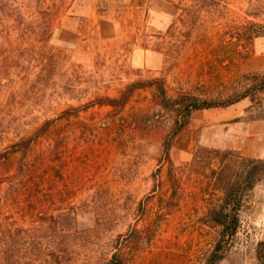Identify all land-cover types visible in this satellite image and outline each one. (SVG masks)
Listing matches in <instances>:
<instances>
[{
	"label": "rangeland",
	"instance_id": "1",
	"mask_svg": "<svg viewBox=\"0 0 264 264\" xmlns=\"http://www.w3.org/2000/svg\"><path fill=\"white\" fill-rule=\"evenodd\" d=\"M54 1L55 61L43 72L39 43L14 34L7 47L22 52H7L11 66L0 76V151L34 139L0 164L6 264H107L115 254L123 264H203L220 232L208 213L223 194L209 178L215 163L205 172L191 166L196 151L264 158V90L253 113L249 98L225 105L264 79V36L251 46L239 35L247 21L264 26V0H229L188 40L179 23L170 28L190 0ZM152 79H163L172 99L216 107L181 127L155 88L138 89L120 111L93 104ZM260 241L263 185L245 203L222 264H258Z\"/></svg>",
	"mask_w": 264,
	"mask_h": 264
},
{
	"label": "trees",
	"instance_id": "2",
	"mask_svg": "<svg viewBox=\"0 0 264 264\" xmlns=\"http://www.w3.org/2000/svg\"><path fill=\"white\" fill-rule=\"evenodd\" d=\"M32 3H35L34 13L29 15ZM228 5L229 0H190L187 5H182V7L180 5L181 12L170 29L172 31L179 23L185 29L184 37L188 40L204 14L211 15L216 10L227 9ZM58 9L59 6L54 0H22L21 2L0 0V76H7L11 66L7 52L16 51L18 55L22 52L20 45L13 48L7 47L11 44L10 39L14 34L22 43L29 39H35L39 43L42 49V57L39 62L42 63L43 72L47 71L55 61L54 53H50L52 48L49 43L53 35V19ZM32 16L37 17V20L28 22L27 20ZM239 31L240 39L249 42L251 46L255 39L264 36V26L253 21H247L245 25L239 27ZM257 86L249 87L236 100L227 102L225 105L229 106L241 99L249 98L252 101L249 112L253 113L255 96L264 90V79L257 82ZM141 88H155L160 99V106L175 112L176 124L181 127L188 124L195 111L216 107L214 103L203 101L192 95L170 98L163 79L135 81L128 84L118 97H99L93 104L100 107L110 106L120 111L128 105L136 91ZM258 118L263 119L264 117L260 115ZM33 142V137H29L12 144L9 151H0V164H6L10 159V154L28 151ZM169 150L170 143H167L166 152L170 160ZM214 163L216 165L212 168ZM191 166L194 170L201 169L204 172L208 166L211 167L209 178L212 187L215 191L223 194L221 203L208 213L209 221L218 226L220 232L212 250L203 260V264H222L235 246L242 225V212L245 203L259 185L264 186V158H247L233 151L202 147L196 151ZM2 201L0 199V202ZM0 242L2 243L1 240ZM2 254L5 258L2 257ZM255 256L258 264H264V241L257 244ZM2 260L4 264L8 263V254L6 249L2 251L0 245V263ZM56 262H58L57 257ZM107 264H123V261L115 254Z\"/></svg>",
	"mask_w": 264,
	"mask_h": 264
}]
</instances>
